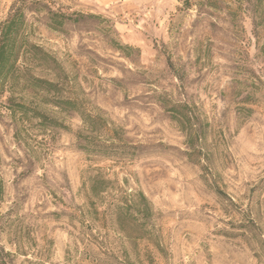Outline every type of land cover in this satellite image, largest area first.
<instances>
[{"label": "rangeland", "instance_id": "374dc122", "mask_svg": "<svg viewBox=\"0 0 264 264\" xmlns=\"http://www.w3.org/2000/svg\"><path fill=\"white\" fill-rule=\"evenodd\" d=\"M37 1L66 23L27 14L45 119L0 103L1 264H264V0Z\"/></svg>", "mask_w": 264, "mask_h": 264}, {"label": "trees", "instance_id": "16d2710c", "mask_svg": "<svg viewBox=\"0 0 264 264\" xmlns=\"http://www.w3.org/2000/svg\"><path fill=\"white\" fill-rule=\"evenodd\" d=\"M29 12L45 13L43 18L51 27L58 30L64 26L66 20L63 14H55L47 5H43L37 0H16L9 10L5 20L0 22V103L6 104L11 116H16L20 113L22 116L27 117L29 111H32V118H39L44 120L45 116L36 110L26 107L24 104H30L26 97L23 95L28 90H32L34 99H37V92H44L47 96L55 91V84L42 78L36 77L33 73V62L41 59L46 60L48 57L41 49L33 44H30L26 34L27 27V14ZM26 57H31L30 62H26ZM37 59V60H36ZM25 60V61H24ZM23 62V63H22ZM8 93L6 100L2 102L4 95ZM43 98L44 103L47 102ZM63 104L73 107L74 103L71 101H64ZM106 181L100 178H95L92 181L90 191L93 197H97L102 191V184ZM5 183L0 175V204L4 198ZM121 212L117 224L123 228V219L130 217V212L146 216L149 212V203L147 199L140 195V203L135 205H126L124 207H117ZM125 208V209H124ZM126 239L132 240L126 236ZM144 240L145 238H138ZM135 240V239H133ZM1 253H4L3 248H0V264L2 263ZM121 259V264H136L131 262L130 254L124 252ZM139 259V258H138ZM137 264H143L138 261Z\"/></svg>", "mask_w": 264, "mask_h": 264}]
</instances>
